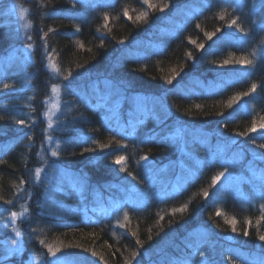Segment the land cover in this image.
<instances>
[{"label": "trees", "instance_id": "16d2710c", "mask_svg": "<svg viewBox=\"0 0 264 264\" xmlns=\"http://www.w3.org/2000/svg\"><path fill=\"white\" fill-rule=\"evenodd\" d=\"M10 1L28 9L31 25L25 33L0 17V60L19 45L32 51L25 65L1 67L7 78L0 77V264L7 263L1 216L5 208L17 209L11 203L22 186L28 215L19 220L24 250L13 257L16 264L33 254L51 264L47 245L90 264H264L258 239L264 221L256 225L264 205L258 180L264 174L258 126L264 0H149L151 8L143 0L0 5ZM144 12L147 17L137 19ZM232 19L239 27H229ZM241 58L252 64L237 63ZM20 66L26 77L13 73ZM54 82L63 87L60 135L66 142L51 161L80 180L59 202L35 179L47 146L44 101ZM113 100L119 109L107 115ZM117 156L125 161L117 164ZM234 166L243 174L257 167L255 184L237 182L249 194L243 201L231 197L226 178L213 184ZM169 174L179 176L176 184ZM233 217L235 232L225 222Z\"/></svg>", "mask_w": 264, "mask_h": 264}, {"label": "rangeland", "instance_id": "374dc122", "mask_svg": "<svg viewBox=\"0 0 264 264\" xmlns=\"http://www.w3.org/2000/svg\"><path fill=\"white\" fill-rule=\"evenodd\" d=\"M21 8L26 9L25 7L21 6L18 3L10 1L7 4L0 5V17H3L5 23H8L12 26H16L19 29H22L23 32L26 33L27 30H29L30 26L25 27V25H31L29 18H28V9L27 12L21 13ZM32 51V47H29V45H19L13 48L9 54L4 58L0 60V77L3 80H6L5 72L1 71V67L3 66L4 62H19L22 65H25L26 59L30 57ZM47 66L52 70V77L53 79H57V68L56 64L54 62V58L51 55L46 56ZM55 65V68L53 67ZM23 72V77H26V71L25 66H20L18 70H13L14 74H20ZM234 81V80H233ZM55 85L56 91H53V86ZM137 101H140L142 103H138V105H143V101L137 99ZM45 103V109L43 111V117L45 119L46 123V142L47 146L46 149H42L40 156L42 159V165L38 167L41 169L39 177H35L37 182H40L43 186V193L48 196L52 201L59 202L60 197L62 194L68 193L71 189H77L79 176L78 174H75L67 169H64L63 167L59 166L56 163H53L51 161V158L59 156V152L63 147V144L66 142V138L60 135V132L64 131V125L61 123V114H62V107L64 105L63 101V87L60 83L54 82L51 86L50 92L48 97L44 101ZM117 100H113L112 103L108 106V113L107 115H112L117 112L119 109ZM56 152L57 155L53 156L52 153ZM37 168V169H38ZM256 166H253L252 169H249V171L246 174H243L240 170L239 166L234 167H228V169L232 170V173H227L222 176L223 178H226L225 185L228 187V191L231 193V197L234 199H238V201L241 200L244 196H248L243 193V191L240 190V187L238 186L237 182H242L243 180L248 181L249 183L255 184V171ZM179 176L173 177L172 174H169V180L168 182L176 184V182L179 180ZM258 180L264 184V174H260V177H258ZM236 181V183H235ZM263 196H259V201L264 202V190ZM29 197V194L26 193V188L22 186L19 189L18 196L13 199L14 205L17 206V209L12 210L10 208H5L3 216H1V228L3 233V255H2V261H5L7 263L5 264H16L12 259L14 256L18 257V259L22 256L23 250H24V241H23V235L22 230L19 226V220L25 219L28 215V209L27 204L28 200H26ZM249 197V196H248ZM259 202V203H260ZM16 212L17 216L15 219L10 218L11 213ZM17 232L19 235H17ZM15 241V243H13ZM49 258L51 261V264H56L57 258L61 261V264H90L87 263L88 261L83 257H74L70 255L67 252H64L60 250V252L57 253L56 257H53L49 253ZM264 263V260H260L259 263ZM18 264H44V260L39 255H30L28 258L26 257L24 260H22L21 263Z\"/></svg>", "mask_w": 264, "mask_h": 264}, {"label": "snow or ice", "instance_id": "6c2138e0", "mask_svg": "<svg viewBox=\"0 0 264 264\" xmlns=\"http://www.w3.org/2000/svg\"><path fill=\"white\" fill-rule=\"evenodd\" d=\"M143 2H144L145 4H148V6H149L150 8H151V7H155V5L149 3V0H143ZM164 7H167V5H165ZM161 10H163V8H162ZM20 11H21V13L23 14V13L27 12V9H23V8H21ZM124 15H125V16H128V11H127V10H125ZM146 17H147V12H144V13H141V15L137 17V19L146 18ZM220 18L223 19L224 17L221 16ZM107 19H108L107 14H105V20H107ZM129 19H131V17H129ZM233 25H236L237 27H239V25H237V20H236V19H232L231 21H229V27H231V26H233ZM28 26H30V25H25V27H28ZM105 27H107V25H105ZM198 27H199V26H198ZM241 30H242V29H241ZM77 31H79L78 28H77ZM205 35L208 36L209 39H211V38L215 35V33H205ZM193 43H195V41H193ZM29 47H31V45H29ZM81 47H83V45H81ZM198 47L203 48L204 46H203V45H198ZM230 62H231V61H229V60H225V61H224V64H228V63H230ZM237 63H240V64H242V65H243V64H252V61H251V60H248V59H246V58H241L239 61H237ZM53 67L55 68V65H53ZM170 82H171V81L169 80V83H170ZM7 87H8V85H5V88H7ZM256 89H257V85H256V84H252V86H251V90H250V91L254 93V92L256 91ZM53 91H56V87H55V85L53 86ZM243 95L247 96V95H249V93H243ZM238 99H239V95H238V96H234V97L232 98V100L229 102V107H231L232 103H234V102H235L236 100H238ZM197 107H199V106H197ZM0 118H2V117H0ZM18 123L23 124L24 121H18ZM258 126H259L260 128H262V129H264V117H261ZM256 128H257V122L254 121L253 124H252V128L250 129V131H255ZM101 147H104V146H101ZM121 147H123V146H121ZM52 155L55 156V155H57V153H56V152H53ZM143 159H147V157H144ZM124 161H125V157H124V156H117V157H116V160H115V162H116L117 164H122ZM40 171H41V169H39V168L36 169V176H37V177H39ZM129 175H131V173H129ZM223 175H224V173H219L217 176L213 177V184H215V182L218 181V180L220 179V177L223 176ZM204 195H205V197L208 196L207 191L204 192ZM8 203H11V202L9 201ZM179 210L182 211L183 208H181V209H179ZM174 211H176V210H174ZM216 215H217V216H222L223 213H222L220 210H217ZM16 216H17V213H16V212H12L10 218L15 219ZM124 219H125V220L128 219L127 213H125ZM261 221H264V205L261 206V215H260V217L256 220V225L259 226V225L261 224ZM225 222L228 223V224H230V225L232 226V230H233V232H235V231L237 230V229H236L237 221H236V219H235L234 217L231 218V219H226ZM245 224L248 225V226L250 227L251 224H252V221H251V220H246V221H245ZM243 234H244L245 236H247V235L249 234L247 228H245ZM17 235H19L18 232H17ZM258 239H259L260 241H264V234L259 235ZM13 243H15V241H13ZM41 243H43V241H41ZM46 247H47V249H48V252H49L53 257H56V256H57V253L60 252V249H59L58 247H53L52 245H47ZM94 254H95V253H94ZM56 264H61V261L59 260V258H57V260H56Z\"/></svg>", "mask_w": 264, "mask_h": 264}]
</instances>
